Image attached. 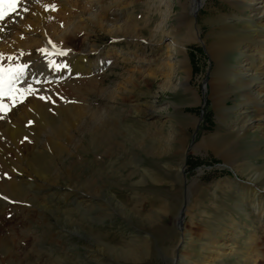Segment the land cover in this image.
Listing matches in <instances>:
<instances>
[{"label": "rangeland", "instance_id": "374dc122", "mask_svg": "<svg viewBox=\"0 0 264 264\" xmlns=\"http://www.w3.org/2000/svg\"><path fill=\"white\" fill-rule=\"evenodd\" d=\"M114 1L118 3L119 23L135 18L140 37L107 34L95 28L80 43V48L93 44L96 50L91 53L90 61L95 65L99 59H106L108 65L97 77L92 91L79 94L70 89L55 101L70 105L89 100L96 109L99 101L107 102L104 97L107 92L125 88L117 100H108L112 106L111 138L101 145L102 131L91 124L84 133L77 132L63 151L48 146L41 150L30 148L29 155L50 157L51 161L40 166L43 169L48 164L50 170L43 182L49 194L59 193V196L55 195L51 201L49 195L42 193L40 199L26 195L25 199L19 193L11 196L0 189V264H204L206 256L211 258L210 264L255 261L263 264V217L248 200L251 195L244 200L240 191L244 187L252 189L247 181L252 171L260 172L258 183L264 188V130L251 128L236 138L230 130L238 112H229L225 119L218 118L207 85L216 65L204 47L212 43V22L218 16L242 14L243 8L235 10L219 0H207L203 8L198 7L193 13L202 42L197 39L184 43L193 68L189 81L193 93L187 94L180 87L174 92L163 89L162 77L147 82L143 75L135 78V85L126 88L131 74L147 70L136 62L152 59L151 49L160 45L150 38L148 30H155L161 17L148 8L153 0ZM174 3L175 12H180L183 0ZM173 15L168 23L174 26L177 21ZM148 18L151 20L145 26ZM174 35L176 40H184V33L175 30ZM235 57L226 58L227 68L234 67ZM49 68L53 69L50 65ZM2 99L1 112L5 102ZM152 102L155 108L149 107ZM236 103L233 96L226 106L232 110ZM172 123L184 128L185 139L182 145L176 143L169 152L159 150L156 155L157 144L149 134L156 127L161 130L164 126L165 132L169 131ZM96 124L99 128L103 125ZM215 135L221 154L210 146L200 149L204 137ZM235 153L239 155L236 156L239 163L232 170L226 166L231 163H225V158ZM34 171L29 173L36 175L38 169L34 167ZM81 194L93 199L83 201ZM258 195L264 199V191ZM116 205L122 206L121 209ZM41 206L47 207L43 214ZM252 241L258 253L251 248Z\"/></svg>", "mask_w": 264, "mask_h": 264}, {"label": "bare ground", "instance_id": "6f19581e", "mask_svg": "<svg viewBox=\"0 0 264 264\" xmlns=\"http://www.w3.org/2000/svg\"><path fill=\"white\" fill-rule=\"evenodd\" d=\"M156 1L153 0L148 8L151 12L156 11L159 14L161 23L155 30L148 31L150 38H155L160 45L158 48L151 49L152 59L145 58L136 62L138 65L142 64L147 67V70H142L140 74H131V80L126 88L128 89L132 84L135 85V78L138 75H143L147 82L162 77L163 89H170L174 92L176 88L180 87L184 92L190 94L192 88L189 81L193 68L184 43L197 39L202 42L199 35L200 26L196 18L193 17V13L198 7L203 8L207 0H183L180 12H175L174 0ZM219 1L235 10L243 8L245 13L220 14L212 22L210 33L212 43L205 44L204 42V47L216 66L209 74L207 85L210 86L209 93H211L219 119H225L229 112L237 111L239 113L232 123L233 130L231 129L230 133L236 138H241L251 128L264 130V0H249V4H247L248 0ZM117 5V1L114 0H18L14 11L12 6L7 3L2 6L4 15L0 18V53L3 54V58H0V63L5 68L9 65L14 68L27 65L23 76L14 82L11 91L5 84L4 95L1 96L5 102L4 111H0V189L11 196H18L19 193L23 198L26 195L28 198L40 199L39 195L46 193L51 197L50 200L55 198V195L59 196V193L49 194L43 182L48 177L46 174H50V170L48 164L43 169L40 166L43 162L51 161L48 159L50 157L29 155L28 151L31 147L41 150L48 146L54 151H63L65 144L73 140L77 132L84 133V129H88L91 124L97 127L99 132L102 131L104 139H102L101 145H105L109 140V129L112 126L110 118L112 106L108 100H117L116 97L119 98V93L124 92L125 88L118 87L114 91L104 93L107 102L99 101L100 106L96 109L92 107L89 100L70 105H59L55 101H59L58 98L62 95L64 97L66 91H79V94L92 91L93 86L98 82L97 77L102 75L108 65L106 59H99L95 65L90 61L91 53L96 50L93 44H87V47L80 48V43L87 39L89 33L95 32V28L106 31L107 34L140 37L139 22L135 18L132 17L130 22L119 23ZM249 5L251 7H248ZM92 6L95 7L94 10ZM161 7H164V10H161ZM64 12H68L69 15ZM60 13H64L66 16L62 14L61 18L59 17ZM172 14L176 15L177 22L174 26L168 23ZM61 20L65 21L62 24L63 27ZM150 20L149 18L145 20V26ZM175 30L185 34L184 40L180 42L175 39ZM22 36L24 39H21ZM40 49H47V52H41ZM157 51H162V53L155 54ZM61 52L67 54L61 55ZM36 53L37 55L34 56ZM230 55L231 57L236 55V63L233 68H227L225 65L226 58ZM49 61L57 65L67 64L68 68L57 71L52 67L51 70ZM34 69L38 71H34ZM26 89H31V91H25ZM206 90H208V86H206ZM233 96L234 99H237V103L230 110L226 103ZM39 97L50 99L42 100ZM149 107L155 108L154 102L150 103ZM96 113L101 116L95 117ZM96 120L99 121L96 122ZM96 123H103V129L99 128L97 126L99 124ZM184 135V128L172 123L169 131L165 132L164 126L161 130L156 127L149 137H154L157 144L156 151H154L156 155H159V150L165 153L169 152L176 143L180 142L182 145L183 139H185ZM143 144L141 145L143 146ZM204 146H210L217 150L216 153L221 154L217 135L204 137L199 147L203 149ZM223 155L226 154L223 153ZM236 156L239 158L238 153H235L234 156L228 154L225 158V163H231L226 166H230L232 170L238 162ZM34 167L38 169L36 171L38 178L32 172L29 173L30 170L35 173ZM251 173H249L250 177L247 181L252 189L242 188L240 197L245 200L251 195L248 200L253 203L251 204L253 209L263 217L264 221V199L258 195L259 191H264V188H261L258 183L261 174L255 171ZM3 180H6L5 185ZM44 190L46 192H42ZM17 196L15 197L18 198ZM80 198H84L83 201L86 202H91L93 199L86 194ZM185 199L186 197H184L183 205ZM116 206L118 209L122 207ZM44 210L47 211V207L41 206L40 212L42 213ZM33 220L28 222L27 227H29V223H33ZM135 237L138 238L137 235ZM91 243L98 246L95 242ZM250 244L254 250L258 248H256L255 241ZM231 249L233 248L231 247ZM256 252L258 253V250ZM258 257L260 255L257 254ZM209 258L207 256L204 258V264L211 263V258Z\"/></svg>", "mask_w": 264, "mask_h": 264}, {"label": "snow or ice", "instance_id": "6c2138e0", "mask_svg": "<svg viewBox=\"0 0 264 264\" xmlns=\"http://www.w3.org/2000/svg\"><path fill=\"white\" fill-rule=\"evenodd\" d=\"M18 2V0H0V18L3 17L4 13L2 10V6L4 4H9L12 6L13 11L15 10V5ZM41 52H47V49H40ZM61 55H66V52H61ZM0 58H3V54L0 53ZM11 59V57H8ZM49 65L54 67L57 71H60L62 69H67L68 65L63 64V65H57L54 64V62L49 61ZM27 67V65H23L19 68H14L13 66L9 65L7 68L0 63V96L4 95V88L5 84H7L9 91L12 90V87L14 85V82L19 80L21 76L24 74V70ZM25 91H31V89H26ZM42 100L50 99V98H45V97H39ZM3 110V107L0 106V111Z\"/></svg>", "mask_w": 264, "mask_h": 264}]
</instances>
